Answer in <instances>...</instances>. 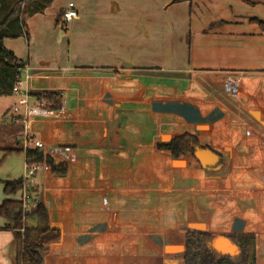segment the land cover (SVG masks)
Listing matches in <instances>:
<instances>
[{"label":"crops","instance_id":"crops-1","mask_svg":"<svg viewBox=\"0 0 264 264\" xmlns=\"http://www.w3.org/2000/svg\"><path fill=\"white\" fill-rule=\"evenodd\" d=\"M172 1L72 0L79 17L63 33L69 1L54 0L28 18L30 41L4 40L30 66L31 93L61 98L30 123L68 165L34 180L62 232L45 264H184L188 229L255 234L264 264V34L195 33ZM17 100L0 96L1 150L23 145V125L4 120ZM185 133L219 165L158 147ZM5 223L0 264H20L22 240Z\"/></svg>","mask_w":264,"mask_h":264},{"label":"trees","instance_id":"trees-1","mask_svg":"<svg viewBox=\"0 0 264 264\" xmlns=\"http://www.w3.org/2000/svg\"><path fill=\"white\" fill-rule=\"evenodd\" d=\"M54 0H0V96L12 95L13 87L20 79L21 68L13 51L6 48V38L25 37L30 41L28 18L37 13H43ZM191 0H173L177 3ZM61 13L57 18V24L67 25L62 22ZM261 32L264 34V21L255 19ZM23 62V61H22ZM34 103L47 102L50 108H61V98L58 92L44 91L32 93ZM158 147L170 152L174 160H191L203 167L196 157L199 149H210L202 146L198 137L191 133H185L174 137L167 143ZM6 154L24 151L20 143L14 148L3 150ZM25 152V151H24ZM27 160L35 158L36 162L50 167L55 176H66L68 165L55 163L51 156H44L41 150L29 148L25 152ZM219 156V155H218ZM209 168H214L219 165ZM3 192L7 196L0 204V216L6 220L5 227L12 229L22 240V252L20 264H45L44 254L49 245L61 238L62 232L58 226L51 224L48 209L40 199L38 186L33 184L31 190L38 197V203L30 210H24L21 198L23 189V177L14 180L3 181ZM219 236H226L238 248L234 256L224 254L215 249L214 243ZM184 264H256L257 263V237L252 233H236L229 235L214 234L206 231L186 230L185 249L182 253Z\"/></svg>","mask_w":264,"mask_h":264},{"label":"rangeland","instance_id":"rangeland-1","mask_svg":"<svg viewBox=\"0 0 264 264\" xmlns=\"http://www.w3.org/2000/svg\"><path fill=\"white\" fill-rule=\"evenodd\" d=\"M68 1L71 2L72 0H66V2ZM184 3L187 6L188 15L193 18L192 28L195 33L199 30H207L209 32L253 34L255 31L260 32L261 30L255 19L264 21V0H191V2L184 1ZM67 27L65 29L60 24V30L63 33H66ZM9 116L11 113L4 118L5 125L12 126L9 122ZM0 137L2 138V135ZM3 143L0 141V146ZM30 148L33 146L31 145ZM26 165L24 151L6 154L0 149V200L4 197L3 181L25 176ZM42 169L38 171L37 175ZM39 193L40 199H43L41 190ZM17 197L21 198V195Z\"/></svg>","mask_w":264,"mask_h":264},{"label":"built area","instance_id":"built-area-1","mask_svg":"<svg viewBox=\"0 0 264 264\" xmlns=\"http://www.w3.org/2000/svg\"><path fill=\"white\" fill-rule=\"evenodd\" d=\"M62 22L67 25L72 20L79 17V11L74 2H69L67 8L62 12ZM22 66L19 81L13 87L12 95L17 97V104L13 107L11 118L13 122L20 123L23 125V131L21 138L23 141V149L26 152L27 149L32 145L33 148L42 151L44 156H48L50 153L45 152L44 143L39 140L36 133L31 128V118L34 112L50 109L47 102L34 103L31 101L32 93L29 89L30 80V66L25 61L19 62ZM45 164L36 162L33 158L27 160L25 176H23V189L21 193V200L23 203L24 210H30L36 206L39 197L32 192L31 188L34 184V180L37 176L38 171Z\"/></svg>","mask_w":264,"mask_h":264},{"label":"water","instance_id":"water-1","mask_svg":"<svg viewBox=\"0 0 264 264\" xmlns=\"http://www.w3.org/2000/svg\"><path fill=\"white\" fill-rule=\"evenodd\" d=\"M196 157L204 168L213 167L219 162V156L210 149H199L196 152ZM214 247L216 250L231 256H234L238 253V248L236 245H234L232 241L226 236H219L214 243Z\"/></svg>","mask_w":264,"mask_h":264}]
</instances>
